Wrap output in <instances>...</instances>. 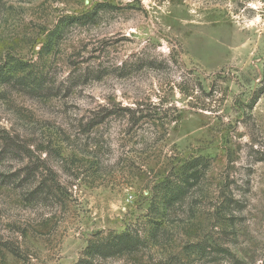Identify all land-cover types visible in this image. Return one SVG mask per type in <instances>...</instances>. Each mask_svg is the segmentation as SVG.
Listing matches in <instances>:
<instances>
[{
  "label": "rangeland",
  "instance_id": "rangeland-1",
  "mask_svg": "<svg viewBox=\"0 0 264 264\" xmlns=\"http://www.w3.org/2000/svg\"><path fill=\"white\" fill-rule=\"evenodd\" d=\"M104 3L110 7L84 19ZM57 25L59 40L40 59ZM12 59L38 65L48 88L36 97L0 85V135L11 143L0 139V244L32 252L23 263L0 246V264H75L94 233L143 220L147 178L124 158L129 148L151 145L212 157L213 186L228 176L244 208L234 229L223 231L212 200L194 220L175 223L163 243L102 264H171L197 240L229 255L193 264H264V92L246 107L264 88V0H1L0 64ZM120 106L166 118L130 131L127 118L112 114L89 136L77 131L83 118ZM92 140L105 165L96 181L57 156ZM37 165L57 172L71 194L65 206L22 200L35 182L26 167Z\"/></svg>",
  "mask_w": 264,
  "mask_h": 264
},
{
  "label": "trees",
  "instance_id": "trees-1",
  "mask_svg": "<svg viewBox=\"0 0 264 264\" xmlns=\"http://www.w3.org/2000/svg\"><path fill=\"white\" fill-rule=\"evenodd\" d=\"M106 7L110 5L97 4L83 17L86 21H93L99 9ZM60 29L57 25L47 34V40L38 52L40 59L55 47L59 40ZM0 85H12L20 92L36 97L41 96V93L48 88L45 75L38 65L13 59L0 64ZM263 92L264 88L254 91L246 107L251 109ZM138 111V108L133 109L130 106H120L114 110L104 109L102 116L83 118L77 131L81 135L89 136L96 127L104 123L105 119L112 117L109 115L119 113L127 118L130 131L142 122L163 126V122L158 125L156 121H163L166 116H149L148 114L136 116ZM126 114H131V116H125ZM247 117L251 118V116ZM0 139H3L5 145H11L5 136L0 135ZM139 141L134 143L137 144ZM225 141L229 142L230 138L227 137ZM71 143L73 144L74 141ZM70 149L71 152L67 156H60L61 151L57 152L62 165L65 163V168L81 170L79 173H85L87 179L98 180L103 174L102 167H105L104 162L98 158V152L102 151L99 142L92 140L84 144L77 143ZM227 151L228 164H231L233 162L232 151L230 148H227ZM128 155L124 158L125 166L135 167L147 178L145 188L149 203L142 216L143 220L130 223L121 231L109 229L105 233L100 231L94 233L93 237L87 240L75 264H102V261L108 258L132 255L151 245H159L167 240L170 230L176 227L175 223L194 220L204 209V204L212 200H214L213 215L216 225L219 224L223 231L227 228L234 229L237 218L244 208V201L232 190L231 185L234 182L229 180L228 176L222 177L213 186V182L207 176L211 169L212 157L202 154L183 156L177 152L167 155L162 154L157 148L154 149L152 145L149 149L129 148ZM260 160L262 158L255 159V161ZM138 163L140 164L136 165ZM38 168V165L26 167V176H32L35 182L25 190L22 200L29 205H44L48 200L55 199L61 200L65 206L71 194L60 182L57 172L52 168H43V170H38ZM77 174L74 176L76 177ZM248 183L249 181L246 182ZM245 191H248V188ZM180 214L184 216L181 217ZM0 246L23 263L28 262L32 256L31 250L22 249L18 245L0 244ZM184 248L187 251L185 260L176 258L171 264H193L195 261L214 262L226 259L223 255H229L227 248L208 240L188 242Z\"/></svg>",
  "mask_w": 264,
  "mask_h": 264
}]
</instances>
